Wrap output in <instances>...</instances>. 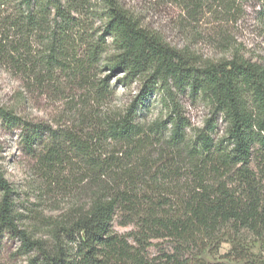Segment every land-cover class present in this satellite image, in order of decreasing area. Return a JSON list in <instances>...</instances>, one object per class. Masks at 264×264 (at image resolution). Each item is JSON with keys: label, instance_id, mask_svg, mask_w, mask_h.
I'll use <instances>...</instances> for the list:
<instances>
[{"label": "trees", "instance_id": "16d2710c", "mask_svg": "<svg viewBox=\"0 0 264 264\" xmlns=\"http://www.w3.org/2000/svg\"><path fill=\"white\" fill-rule=\"evenodd\" d=\"M11 1L0 0V7ZM89 1L20 0L19 10L7 14L0 26V63L22 75L29 89L67 97L68 105L77 98L88 131L80 136L72 128L0 107L3 125L19 130L22 149L37 156L43 170L56 171L76 159L101 177L90 189L88 204L45 241L18 227L0 164V264L5 235L20 241L19 252H36L27 264H264V63L237 49L229 58L202 60L189 47L171 45L120 0H101L103 32L95 40L82 38ZM171 1L192 17L232 12L236 3ZM39 33L46 35L41 51L33 44ZM105 37L111 39L109 46ZM80 39L88 40L81 55ZM108 47L112 52L106 55ZM100 66L124 81L142 80L140 93L123 112L99 114L110 97L108 75L99 78L97 73ZM158 85L173 105L171 128L163 138V156L149 173L140 155L152 138L139 111ZM186 90L224 119V138L214 140L213 118L188 137V123L175 108V96ZM109 142L119 145L123 155L95 154ZM117 213L120 224L132 230L113 231ZM153 240L167 245L150 255ZM224 242L230 248L219 260L202 257L219 254Z\"/></svg>", "mask_w": 264, "mask_h": 264}, {"label": "rangeland", "instance_id": "374dc122", "mask_svg": "<svg viewBox=\"0 0 264 264\" xmlns=\"http://www.w3.org/2000/svg\"><path fill=\"white\" fill-rule=\"evenodd\" d=\"M121 3L147 27L158 30L171 45L178 48L189 47L199 57L210 60L229 58L234 50H238L246 58L264 63V0H236L234 10L224 13H202L192 17L182 6L171 0H120ZM20 0H13L8 5L0 7V26L6 20L7 14H15L21 7ZM86 12L82 19L87 20L85 36L95 40L103 32V20L100 15L104 9L101 0H90L84 8ZM86 27V26H85ZM35 48L43 50L46 35L39 33L34 36ZM109 46L110 38L105 37ZM88 40L80 39L76 46L79 54L86 51ZM112 52L107 48L106 55ZM102 55V61L105 59ZM99 78L108 75L107 82L110 97L101 105L99 114L123 112L137 97L142 88V80L134 78L122 80L121 75L114 76L105 68L98 69ZM174 89V88H173ZM166 91L158 85L150 92L145 107L139 111V120L144 123L145 132L150 134L152 145L142 152L145 160L142 166L151 167L163 156L166 148L165 138L171 128V110L173 105L167 99ZM176 109L188 123V137L205 128L206 120L213 118L214 140L225 137V121L220 115H213L209 103L201 98L191 96L188 91L178 92L175 96ZM68 98L59 97L53 93L41 91L39 87L29 89L22 75L14 74L0 63V107L8 108L25 118L42 119L54 127L75 130L82 136L88 131L86 118L78 114L77 98L68 105ZM159 122V123H158ZM157 127L149 129L152 124ZM153 130V131H150ZM151 133H150V132ZM159 138L161 139L158 144ZM165 146V147H164ZM42 147L38 148L37 152ZM96 155L105 158L108 154L122 156V149L115 142H109ZM0 164L4 177L10 188V198L13 209L18 216V227L27 232L30 237L45 241L51 239L54 228L68 223L73 215L84 208L90 198V189L97 184L99 174H95L79 160L73 159L71 164H63L56 171L43 170L38 163V157L27 154L21 146L19 130L3 125L0 120ZM148 169V168H146ZM101 178V177H100ZM106 175L102 180H107ZM120 213L113 221V231L125 234L133 229L132 225L120 224ZM3 264H27L28 258L36 256L35 251L26 254L19 252L20 241L11 235L3 237ZM167 245L165 240H153L148 247L150 255ZM230 248L228 242L221 244L219 254L203 253L202 257L210 262L219 260V256ZM254 251L259 250V244H253Z\"/></svg>", "mask_w": 264, "mask_h": 264}]
</instances>
